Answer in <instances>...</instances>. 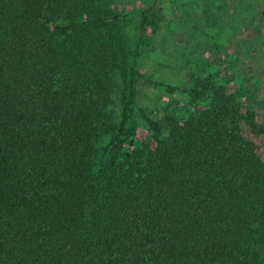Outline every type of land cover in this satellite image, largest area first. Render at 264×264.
I'll return each mask as SVG.
<instances>
[{
	"label": "trees",
	"instance_id": "1",
	"mask_svg": "<svg viewBox=\"0 0 264 264\" xmlns=\"http://www.w3.org/2000/svg\"><path fill=\"white\" fill-rule=\"evenodd\" d=\"M109 4L0 0V264H264V110L209 75L146 79L187 95L138 108L140 131L160 0ZM137 14L130 45L120 22Z\"/></svg>",
	"mask_w": 264,
	"mask_h": 264
},
{
	"label": "rangeland",
	"instance_id": "2",
	"mask_svg": "<svg viewBox=\"0 0 264 264\" xmlns=\"http://www.w3.org/2000/svg\"><path fill=\"white\" fill-rule=\"evenodd\" d=\"M117 11L144 10L152 0H109ZM160 0L159 28L147 29L137 58L141 77L137 80L136 108L132 117L140 131L137 109L152 118L165 110L181 108L186 93L168 91L146 82L188 88L192 76H211L230 92L242 91L241 100L264 110V0ZM139 15L120 22V31L130 45L138 36ZM124 90L118 87L111 111L116 117Z\"/></svg>",
	"mask_w": 264,
	"mask_h": 264
}]
</instances>
